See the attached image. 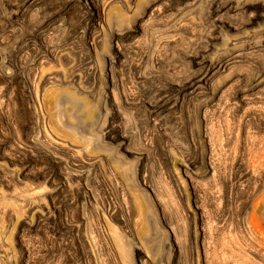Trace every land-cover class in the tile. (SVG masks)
Masks as SVG:
<instances>
[{
	"label": "rangeland",
	"instance_id": "374dc122",
	"mask_svg": "<svg viewBox=\"0 0 264 264\" xmlns=\"http://www.w3.org/2000/svg\"><path fill=\"white\" fill-rule=\"evenodd\" d=\"M0 264H264V0H0Z\"/></svg>",
	"mask_w": 264,
	"mask_h": 264
},
{
	"label": "bare ground",
	"instance_id": "6f19581e",
	"mask_svg": "<svg viewBox=\"0 0 264 264\" xmlns=\"http://www.w3.org/2000/svg\"><path fill=\"white\" fill-rule=\"evenodd\" d=\"M205 80H206V83H207V82H210V79H208V78H207V79H205ZM204 82H205V81H204ZM208 170H209V169H208Z\"/></svg>",
	"mask_w": 264,
	"mask_h": 264
}]
</instances>
